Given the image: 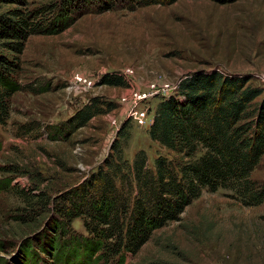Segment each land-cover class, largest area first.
<instances>
[{
  "label": "rangeland",
  "instance_id": "374dc122",
  "mask_svg": "<svg viewBox=\"0 0 264 264\" xmlns=\"http://www.w3.org/2000/svg\"><path fill=\"white\" fill-rule=\"evenodd\" d=\"M50 1L27 3L35 10ZM8 8L0 7V12ZM20 66L19 91L11 98L9 120L0 126V181L11 178L12 187L0 191V259L5 264H12L18 244L31 232L13 219L24 207L18 193L37 194L28 187L34 176L22 174L23 166L31 172L36 168L51 182L59 180L61 190L69 187L102 163L125 122L124 160L131 163L144 151L151 166L165 151L149 139L147 129L161 98L173 91H160L138 105L146 112L142 125L127 118L131 95L177 88L186 75L212 70L253 77L264 87V0L226 5L179 0L134 11L79 12L61 33L31 36ZM107 74L123 77L125 85L103 86ZM78 78L85 84L80 86ZM94 98L114 108L107 112L103 106L105 114L64 139L48 136ZM251 179L264 184V156ZM72 229L86 234L80 220ZM154 262L264 264V204L248 207L231 191H203L180 221L156 231L135 256L126 255L125 264Z\"/></svg>",
  "mask_w": 264,
  "mask_h": 264
},
{
  "label": "trees",
  "instance_id": "16d2710c",
  "mask_svg": "<svg viewBox=\"0 0 264 264\" xmlns=\"http://www.w3.org/2000/svg\"><path fill=\"white\" fill-rule=\"evenodd\" d=\"M177 1L51 0L30 10L28 0H0V7H12L0 12V126L10 118L20 58L31 36L57 35L83 11H134ZM210 1L226 5L239 0ZM255 80L216 70L186 75L170 96L161 98L147 129L149 139L165 151L151 166L144 151L131 163L124 160L121 139L129 137L128 122L102 163L62 190L59 180L51 182L36 168L31 172L23 166L22 174H33L28 187L37 194L18 193L24 207L13 219L31 232L18 244L12 264H125L126 255L135 256L156 231L180 221L203 191H231L248 207L264 204V184L251 179L264 156V87ZM101 81L103 86L125 85L116 74ZM103 106L107 112L114 108L94 98L48 136L64 139L105 114ZM57 166L66 170L60 162ZM11 189V178L0 181V191ZM75 220L85 235L74 232Z\"/></svg>",
  "mask_w": 264,
  "mask_h": 264
},
{
  "label": "built area",
  "instance_id": "2783aa9c",
  "mask_svg": "<svg viewBox=\"0 0 264 264\" xmlns=\"http://www.w3.org/2000/svg\"><path fill=\"white\" fill-rule=\"evenodd\" d=\"M77 80H78L80 86L85 84V81H83L81 78H78ZM175 88H176V85L173 88L165 86L164 88L160 87L158 89H154L150 93H147V94H145V93H143V94L134 93L128 99V103L131 104V107H130V110H129L128 114H127V118L130 121L136 123L137 125H142L143 124V119L146 116V112L145 111L144 112L139 111L137 109L138 105L140 103H142V101L146 100L147 98L157 95L160 91L161 92L162 91H166L168 93V92L174 91ZM123 101H125V100L123 99Z\"/></svg>",
  "mask_w": 264,
  "mask_h": 264
}]
</instances>
